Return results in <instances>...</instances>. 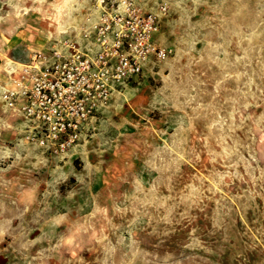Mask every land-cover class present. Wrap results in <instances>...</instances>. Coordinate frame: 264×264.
Returning <instances> with one entry per match:
<instances>
[{
    "label": "rangeland",
    "instance_id": "rangeland-1",
    "mask_svg": "<svg viewBox=\"0 0 264 264\" xmlns=\"http://www.w3.org/2000/svg\"><path fill=\"white\" fill-rule=\"evenodd\" d=\"M61 1L5 9L48 33ZM136 3L169 55L68 149L0 91V264H264V0Z\"/></svg>",
    "mask_w": 264,
    "mask_h": 264
},
{
    "label": "built area",
    "instance_id": "built-area-1",
    "mask_svg": "<svg viewBox=\"0 0 264 264\" xmlns=\"http://www.w3.org/2000/svg\"><path fill=\"white\" fill-rule=\"evenodd\" d=\"M95 20L80 36L34 49L30 59L11 67L1 87L4 105L27 122L26 138L55 152L75 144L105 107L115 88L138 75L150 55L167 58L154 35L159 14L143 11L136 0H91ZM165 13L166 4L160 5Z\"/></svg>",
    "mask_w": 264,
    "mask_h": 264
},
{
    "label": "crops",
    "instance_id": "crops-1",
    "mask_svg": "<svg viewBox=\"0 0 264 264\" xmlns=\"http://www.w3.org/2000/svg\"><path fill=\"white\" fill-rule=\"evenodd\" d=\"M15 1L0 0V89L8 80L10 68L27 63L32 50H48L57 41L66 38H75L84 43L80 31L97 17L91 0H62L60 6L66 9L56 12V25L46 33L35 25L27 24L24 15L14 20L17 24L10 23L9 11L5 8ZM21 4L19 1L17 6Z\"/></svg>",
    "mask_w": 264,
    "mask_h": 264
}]
</instances>
